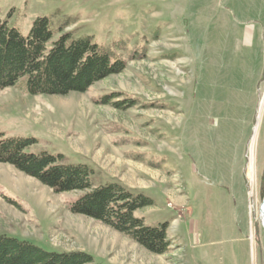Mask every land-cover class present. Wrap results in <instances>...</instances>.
<instances>
[{
    "label": "rangeland",
    "instance_id": "obj_1",
    "mask_svg": "<svg viewBox=\"0 0 264 264\" xmlns=\"http://www.w3.org/2000/svg\"><path fill=\"white\" fill-rule=\"evenodd\" d=\"M224 10L256 27L248 48L215 28ZM38 17L90 36L124 68L83 93L1 91L0 132L30 140L29 153L85 164L95 185L150 198L135 215L165 223L169 246L152 254L71 213L80 192L55 193L1 163L0 236L102 264H264V16L228 0H0V21L22 36Z\"/></svg>",
    "mask_w": 264,
    "mask_h": 264
},
{
    "label": "trees",
    "instance_id": "obj_2",
    "mask_svg": "<svg viewBox=\"0 0 264 264\" xmlns=\"http://www.w3.org/2000/svg\"><path fill=\"white\" fill-rule=\"evenodd\" d=\"M123 68L121 59L97 46L90 36H76L62 28L53 31L46 17L36 18L27 36L0 21V92L21 86L30 96L83 93ZM30 144L28 139L6 138L0 132V163L34 178L55 193L80 192L69 205L71 213L100 222L152 254L167 250L166 224L146 226L135 215L153 205L150 198L114 182L95 185L90 167L66 163L61 155L29 153ZM0 264L102 263L84 252L48 251L27 240L1 235Z\"/></svg>",
    "mask_w": 264,
    "mask_h": 264
},
{
    "label": "crops",
    "instance_id": "obj_3",
    "mask_svg": "<svg viewBox=\"0 0 264 264\" xmlns=\"http://www.w3.org/2000/svg\"><path fill=\"white\" fill-rule=\"evenodd\" d=\"M230 2H232L233 4L235 2H237L238 4V12L241 14L242 12L244 13V15H247L250 12L252 13H256L257 16L259 15V17L264 16V8L263 10L261 9V7L256 5V0H250L252 2H254L253 4L248 3L247 5V1L248 0H228ZM216 15V14H215ZM243 15V14H242ZM215 20L213 19L212 22H214L215 24V28L217 27L219 30H225L227 32L228 29V34L229 37H225V40H229L232 39V41L235 42H240L243 43L245 48H248L247 46H250L251 42H252V38H254L256 36V27L255 26H246L247 21H239V22H234L231 17L230 14L228 13V15L225 13H222L220 16L217 15ZM264 21V18H263ZM262 21V22H263ZM251 22V21H250ZM257 23H261V21H257ZM228 27V28H227ZM227 28V29H226ZM250 28V38H249V42L247 43V37H246V31L247 29ZM223 30V31H224ZM251 57V56H250ZM259 61V59L257 60H250V62L252 63L251 65H253L254 63H257ZM251 71V70H249ZM249 78H254L253 73L250 74ZM253 86V85H252ZM253 89V87H252Z\"/></svg>",
    "mask_w": 264,
    "mask_h": 264
},
{
    "label": "water",
    "instance_id": "obj_4",
    "mask_svg": "<svg viewBox=\"0 0 264 264\" xmlns=\"http://www.w3.org/2000/svg\"><path fill=\"white\" fill-rule=\"evenodd\" d=\"M259 213H260L261 218L263 219V229H264V197L259 207Z\"/></svg>",
    "mask_w": 264,
    "mask_h": 264
},
{
    "label": "bare ground",
    "instance_id": "obj_5",
    "mask_svg": "<svg viewBox=\"0 0 264 264\" xmlns=\"http://www.w3.org/2000/svg\"><path fill=\"white\" fill-rule=\"evenodd\" d=\"M262 221H263V219H262Z\"/></svg>",
    "mask_w": 264,
    "mask_h": 264
}]
</instances>
